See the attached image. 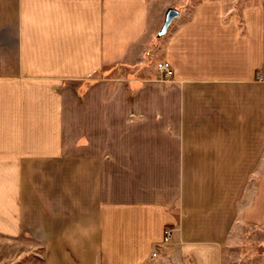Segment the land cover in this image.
I'll list each match as a JSON object with an SVG mask.
<instances>
[{
	"label": "crops",
	"instance_id": "1",
	"mask_svg": "<svg viewBox=\"0 0 264 264\" xmlns=\"http://www.w3.org/2000/svg\"><path fill=\"white\" fill-rule=\"evenodd\" d=\"M153 4L0 0V235L44 264H264V0L163 34Z\"/></svg>",
	"mask_w": 264,
	"mask_h": 264
},
{
	"label": "rangeland",
	"instance_id": "2",
	"mask_svg": "<svg viewBox=\"0 0 264 264\" xmlns=\"http://www.w3.org/2000/svg\"><path fill=\"white\" fill-rule=\"evenodd\" d=\"M151 6L149 19L156 18L162 20L167 7L182 8L185 4H190L194 0H154ZM236 1V0H232ZM161 31V29H160ZM159 33L161 34V32ZM0 264H44L38 245L28 236H18L7 238L0 235Z\"/></svg>",
	"mask_w": 264,
	"mask_h": 264
},
{
	"label": "built area",
	"instance_id": "3",
	"mask_svg": "<svg viewBox=\"0 0 264 264\" xmlns=\"http://www.w3.org/2000/svg\"><path fill=\"white\" fill-rule=\"evenodd\" d=\"M157 67H158L159 71L161 72L163 79L170 80L173 77L174 70H173V68L169 62L160 61V62H158ZM258 77H261V76L258 75ZM171 237H172V228L167 227L165 229L164 239H165V241H168L171 239Z\"/></svg>",
	"mask_w": 264,
	"mask_h": 264
},
{
	"label": "water",
	"instance_id": "4",
	"mask_svg": "<svg viewBox=\"0 0 264 264\" xmlns=\"http://www.w3.org/2000/svg\"><path fill=\"white\" fill-rule=\"evenodd\" d=\"M179 14V11L178 9L174 8V7H170L166 13V16H165V20H164V23H163V27H162V30H161V33H165L170 24L172 23L173 19Z\"/></svg>",
	"mask_w": 264,
	"mask_h": 264
}]
</instances>
